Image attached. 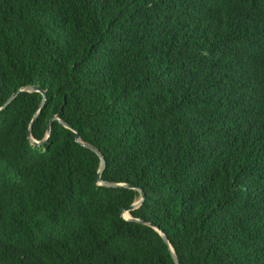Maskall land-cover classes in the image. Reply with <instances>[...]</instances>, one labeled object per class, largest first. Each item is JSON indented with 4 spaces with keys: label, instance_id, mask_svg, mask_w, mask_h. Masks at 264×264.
<instances>
[{
    "label": "trees",
    "instance_id": "16d2710c",
    "mask_svg": "<svg viewBox=\"0 0 264 264\" xmlns=\"http://www.w3.org/2000/svg\"><path fill=\"white\" fill-rule=\"evenodd\" d=\"M14 92L0 264H264V0H0Z\"/></svg>",
    "mask_w": 264,
    "mask_h": 264
},
{
    "label": "water",
    "instance_id": "95a60500",
    "mask_svg": "<svg viewBox=\"0 0 264 264\" xmlns=\"http://www.w3.org/2000/svg\"><path fill=\"white\" fill-rule=\"evenodd\" d=\"M21 90H26V91H29V92H31V91H38V92H40L42 94V99H41V102L39 104V108L44 104L45 91L42 90V89H40L38 86H34V85L25 86L23 88L18 89L17 92L18 91H21ZM17 92L12 93L8 97V99L4 102V104L0 107V109L4 108L14 98V96L16 95ZM39 108L33 114L32 119H31L30 124H29V127H28V138H29V140H30V142L32 144L41 145V144H43L44 142L47 141V138H48V136L50 134V122L53 119H58L59 122H61L65 127L70 128L71 130H73L72 127L68 123H66L62 119H59V118L53 116L52 118H50L49 123L47 125L45 138L42 139V140H36V139H34L31 136V126H32L33 121L37 117V114L39 112ZM75 140L78 141V142H80L83 146L91 149L92 151H94L98 155L99 160H100L99 168H98V172H97V181H98V183H100L102 185H105V186H113V187L126 186V187H130V188H136L139 191V197L136 200H134V202H132L127 208H124L122 210V212H123V217H125L126 219L144 223V220H141L139 218L133 217L130 214V212H129L130 210L137 208L143 202L144 197H145L143 190L140 189V188H138V187H135L133 185H130V184H123V183H119V182L105 181V180L101 179V174H102V172L104 170V167H105V164H106V161H105L104 156L102 155V153L99 151L98 148H96L95 146H93L92 144H90V143H88L86 141L81 140L78 133L75 134ZM124 213H126V216L124 215ZM147 224L148 225H152L150 222H147ZM154 227H155L156 230H158V232L162 236L164 242L168 245V248L170 250V254H171V257L173 259L174 264H180V262L178 260V257L176 255V253H175V251H174V249H173V247H172V245H171V243H170L167 235L162 230H160L157 226H154Z\"/></svg>",
    "mask_w": 264,
    "mask_h": 264
},
{
    "label": "rangeland",
    "instance_id": "374dc122",
    "mask_svg": "<svg viewBox=\"0 0 264 264\" xmlns=\"http://www.w3.org/2000/svg\"><path fill=\"white\" fill-rule=\"evenodd\" d=\"M124 215L126 216V213Z\"/></svg>",
    "mask_w": 264,
    "mask_h": 264
},
{
    "label": "bare ground",
    "instance_id": "6f19581e",
    "mask_svg": "<svg viewBox=\"0 0 264 264\" xmlns=\"http://www.w3.org/2000/svg\"><path fill=\"white\" fill-rule=\"evenodd\" d=\"M125 214V213H124Z\"/></svg>",
    "mask_w": 264,
    "mask_h": 264
}]
</instances>
